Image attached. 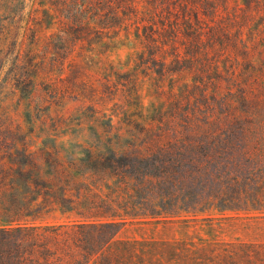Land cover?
<instances>
[{
	"label": "trees",
	"instance_id": "obj_1",
	"mask_svg": "<svg viewBox=\"0 0 264 264\" xmlns=\"http://www.w3.org/2000/svg\"><path fill=\"white\" fill-rule=\"evenodd\" d=\"M148 4L132 69L193 100L185 124L81 154L0 145V264H264V0ZM193 66L188 91L170 74ZM150 224L167 234L118 236Z\"/></svg>",
	"mask_w": 264,
	"mask_h": 264
},
{
	"label": "rangeland",
	"instance_id": "obj_2",
	"mask_svg": "<svg viewBox=\"0 0 264 264\" xmlns=\"http://www.w3.org/2000/svg\"><path fill=\"white\" fill-rule=\"evenodd\" d=\"M149 1L0 0V145L81 154L110 140L127 144L132 134L146 140L149 136L138 133L143 126L184 125L193 100L189 107L184 99L173 100L167 92L171 80L132 69L131 59L141 46L135 17L143 16ZM194 69L170 76L187 82L190 91ZM109 130L121 136L115 139ZM166 234L150 224L126 225L118 236ZM229 234L225 237H251L239 228ZM262 235L261 229L252 233L264 240Z\"/></svg>",
	"mask_w": 264,
	"mask_h": 264
}]
</instances>
